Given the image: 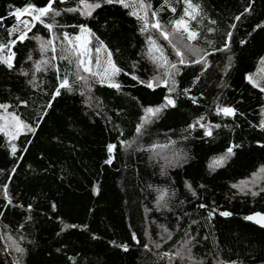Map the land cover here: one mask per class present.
<instances>
[{"label":"trees","instance_id":"trees-1","mask_svg":"<svg viewBox=\"0 0 264 264\" xmlns=\"http://www.w3.org/2000/svg\"><path fill=\"white\" fill-rule=\"evenodd\" d=\"M188 2L0 0V264H264V0Z\"/></svg>","mask_w":264,"mask_h":264},{"label":"snow or ice","instance_id":"snow-or-ice-1","mask_svg":"<svg viewBox=\"0 0 264 264\" xmlns=\"http://www.w3.org/2000/svg\"><path fill=\"white\" fill-rule=\"evenodd\" d=\"M51 2L52 0H50V3L47 7L45 8H41V9H35V8H32V7H28V8H24L23 10L21 9H17L13 15L16 17L17 20H20L21 16H23L24 14H31V13H37V15H35V19L36 20H40V18L42 16H45L47 15L50 11H52L51 9ZM81 2L83 3L84 0H81ZM106 3H122L124 7H128L129 5L124 3V0H105ZM186 2H188V0H186ZM101 5L99 3H96V4H93V5H88V8H89V11L86 13L87 15H91V10L94 9V8H99ZM144 5L141 3V7H143ZM193 6L191 5L190 2H188V8L185 9V15L186 16H191L192 19H195V16L192 15V13L189 12V8H192ZM78 9H68V11H77ZM173 11H175V9H173ZM193 11H195V9H193ZM81 14H85V13H81ZM134 15L136 13H133ZM55 15H60L59 12H55ZM153 15H155V13H153ZM237 19H239V17H237ZM22 23H25L27 24L28 22L27 21H21ZM48 28H51L52 25H46ZM154 28H157L159 29L160 28V25L159 23H156V24H153L152 25ZM181 26L184 27V31L187 32V35H188V39L189 40H193L197 37L198 33L194 32V31H190L186 25V23L184 22L183 19H181L180 21H177L176 22V28L179 29ZM81 31H87V29L81 27ZM25 36H26V33L24 32H21V35H20V40H23L25 39ZM65 37L67 38V34H65ZM164 38L165 39H168V35L165 34L164 35ZM97 51H99V49H97ZM82 56H86L87 55V50L85 49V51H83L81 53ZM177 55L179 56L180 53L177 52ZM10 59V58H9ZM197 63H199L200 61H196ZM3 63H6L8 65L9 68L12 67V64L9 62V60H5L3 61ZM81 64H83V60L80 61ZM180 63L183 64L184 63V60L183 58L180 59ZM173 68L176 67V65H172ZM85 71H90V69L88 67H85L84 68ZM108 69H105V72H107ZM111 71H112V74L115 75L117 73H119L120 69L116 68L115 65H111ZM93 75H96V73H93ZM79 78V77H78ZM133 79H136V77H133ZM166 83V82H165ZM112 87H116V88H119V85L117 84H112L110 85ZM61 87H68V81L67 79H65L62 83H61ZM147 87L151 88L153 87V84L151 82L147 83ZM171 91V89H170ZM57 94H59V92H57ZM166 105H172V106H175L174 105V101L170 98H167L166 97ZM0 107H5L3 105H0ZM161 111V108H156V109H153V108H148L146 109V112L149 113V114H152V115H155L156 113L160 112ZM221 111H223L224 114L226 115H230V114H233V110L230 109V108H224V109H221ZM14 120H18V118L16 117H13ZM32 131H34V129H30ZM140 129L138 128L137 131H139ZM205 135H211V131H206L205 132ZM114 145H109L108 147V151L111 153L114 149ZM13 153H15V147H13ZM232 153V148H229L228 149V154H231ZM223 159H226V157H223L221 158L220 160H216L213 162V166H218L219 164H221L223 162ZM107 163H111V158L106 161ZM253 195H256V193H252ZM161 199H163V197H161ZM211 215V213H210ZM220 215H223V216H228L230 215V213L228 212H222L220 213ZM245 219L247 220H251V221H254L256 223H259L261 224V226H264V215H261L260 213H257L255 214L254 216H248V217H245ZM135 239V236L133 237ZM125 250H127V248H125Z\"/></svg>","mask_w":264,"mask_h":264},{"label":"rangeland","instance_id":"rangeland-1","mask_svg":"<svg viewBox=\"0 0 264 264\" xmlns=\"http://www.w3.org/2000/svg\"><path fill=\"white\" fill-rule=\"evenodd\" d=\"M32 17L31 14H27ZM183 27V26H181ZM184 28V27H183ZM78 45L80 44L81 47H85L89 43V36L83 35L78 37L77 40ZM11 61V58L9 59ZM260 74L264 73V67L260 69ZM153 84V82H152ZM13 117H16L13 114H10L6 107H0V126L3 128L11 137H15L18 133L22 132L24 129L23 124L18 120H14ZM17 118V117H16ZM216 160H220L217 158ZM264 184V168H261L257 174L253 175L250 179L240 182L236 188L240 193L252 192L255 188H259Z\"/></svg>","mask_w":264,"mask_h":264},{"label":"water","instance_id":"water-1","mask_svg":"<svg viewBox=\"0 0 264 264\" xmlns=\"http://www.w3.org/2000/svg\"><path fill=\"white\" fill-rule=\"evenodd\" d=\"M257 213H260L261 215H264V212H261V211H256V212H253V213H251V214H249V215H247L246 217H248V216H254L255 214H257ZM250 222H252L253 224H255V225H257V226H259V227H262V228H264V226H261V224H259V223H256V222H254V221H251V220H249Z\"/></svg>","mask_w":264,"mask_h":264},{"label":"built area","instance_id":"built-area-1","mask_svg":"<svg viewBox=\"0 0 264 264\" xmlns=\"http://www.w3.org/2000/svg\"><path fill=\"white\" fill-rule=\"evenodd\" d=\"M32 8H35V7H32ZM35 9H38V8H35ZM31 15L34 17V14L33 13H31Z\"/></svg>","mask_w":264,"mask_h":264}]
</instances>
